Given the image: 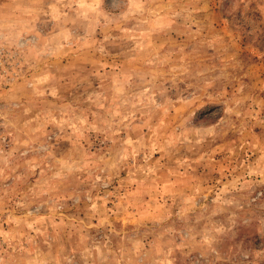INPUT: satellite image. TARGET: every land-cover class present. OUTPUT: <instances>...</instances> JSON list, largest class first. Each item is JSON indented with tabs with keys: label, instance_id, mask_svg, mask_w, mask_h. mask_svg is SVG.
Here are the masks:
<instances>
[{
	"label": "rangeland",
	"instance_id": "1",
	"mask_svg": "<svg viewBox=\"0 0 264 264\" xmlns=\"http://www.w3.org/2000/svg\"><path fill=\"white\" fill-rule=\"evenodd\" d=\"M0 264H264V0H0Z\"/></svg>",
	"mask_w": 264,
	"mask_h": 264
}]
</instances>
